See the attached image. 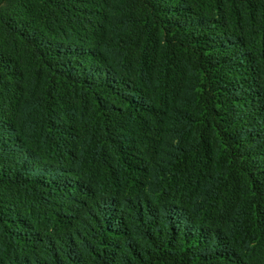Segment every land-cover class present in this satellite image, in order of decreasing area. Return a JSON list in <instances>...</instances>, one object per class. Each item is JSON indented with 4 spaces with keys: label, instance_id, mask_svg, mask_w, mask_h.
I'll return each instance as SVG.
<instances>
[{
    "label": "trees",
    "instance_id": "1",
    "mask_svg": "<svg viewBox=\"0 0 264 264\" xmlns=\"http://www.w3.org/2000/svg\"><path fill=\"white\" fill-rule=\"evenodd\" d=\"M0 264H264V0H0Z\"/></svg>",
    "mask_w": 264,
    "mask_h": 264
}]
</instances>
